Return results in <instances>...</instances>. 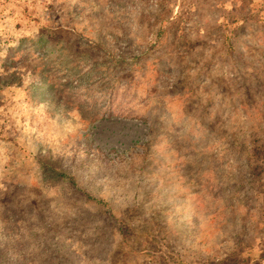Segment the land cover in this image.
Returning <instances> with one entry per match:
<instances>
[{"label": "rangeland", "instance_id": "rangeland-1", "mask_svg": "<svg viewBox=\"0 0 264 264\" xmlns=\"http://www.w3.org/2000/svg\"><path fill=\"white\" fill-rule=\"evenodd\" d=\"M0 264H264V0H0Z\"/></svg>", "mask_w": 264, "mask_h": 264}, {"label": "trees", "instance_id": "trees-1", "mask_svg": "<svg viewBox=\"0 0 264 264\" xmlns=\"http://www.w3.org/2000/svg\"><path fill=\"white\" fill-rule=\"evenodd\" d=\"M58 172V171H55V173ZM62 175V174H61Z\"/></svg>", "mask_w": 264, "mask_h": 264}]
</instances>
